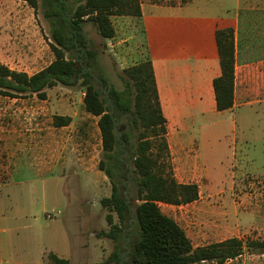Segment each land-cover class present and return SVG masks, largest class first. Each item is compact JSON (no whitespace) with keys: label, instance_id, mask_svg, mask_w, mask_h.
I'll list each match as a JSON object with an SVG mask.
<instances>
[{"label":"rangeland","instance_id":"rangeland-1","mask_svg":"<svg viewBox=\"0 0 264 264\" xmlns=\"http://www.w3.org/2000/svg\"><path fill=\"white\" fill-rule=\"evenodd\" d=\"M245 1L264 9V0ZM140 2L166 5L176 0ZM238 6L237 0H194L187 8L228 17ZM111 21L115 29L112 39L104 41L96 26L87 23L85 41L96 53L93 76L104 78L109 88L123 90L122 70L142 62L145 48L137 34V19L112 17ZM50 43L41 10L35 11L24 0H0V66L31 76L54 60ZM98 87L106 96V87L101 82ZM45 94V99L34 94L15 99L0 96V264H53L50 254L68 264L101 262L117 245L103 236L111 228L107 216L112 215L113 225L119 221L100 204L112 188L98 167L105 160L98 118L85 112L79 87L56 86ZM55 116L70 117V127H55ZM232 118L228 112L219 116L207 113L202 121L189 122L193 133L184 138L185 143L173 138L175 129L166 126L174 177L179 183L197 184L199 199L185 206L159 207L185 231L194 248L230 238L243 243L264 241V159L255 144L251 154L260 171L245 176L228 171ZM216 123L222 127L213 126ZM22 147L26 152L21 154L17 149ZM120 148V158L130 164L126 158L131 145L121 142ZM122 182L131 215L120 242L122 263H126L139 232L133 218L138 201L131 181ZM224 264H264V254L244 247L241 256Z\"/></svg>","mask_w":264,"mask_h":264},{"label":"trees","instance_id":"trees-1","mask_svg":"<svg viewBox=\"0 0 264 264\" xmlns=\"http://www.w3.org/2000/svg\"><path fill=\"white\" fill-rule=\"evenodd\" d=\"M41 10L49 26L50 50L54 60L41 71L29 76L0 66V96L11 99L37 95L45 99L46 89L56 86L83 89V107L87 114L98 118L104 161L98 167L111 184V195L100 200L102 207L115 213L119 224L111 226L104 237L113 240L116 249L103 261L92 264H224L242 255L244 247L264 254V241L230 238L208 246L194 248L185 231L160 210L159 204L185 206L199 199L197 184L179 183L170 163L163 116L152 62L146 59L122 70L123 90L107 87L104 78L93 76L96 60L94 50L86 46L84 26L92 23L105 41L115 36L112 17H141L140 0H24ZM190 0H180L185 5ZM215 40L219 55L220 76L213 80L214 100L219 112L233 106L235 47L231 29L217 30ZM82 60V64L80 63ZM106 87L107 95L98 87ZM70 117L55 116L57 128L69 126ZM117 124L125 125L117 127ZM120 131L121 133L119 134ZM135 140V142H132ZM131 145L126 160L120 158V143ZM129 174V177H127ZM135 187L138 204L133 218L138 237L126 263H122L120 242L123 226L131 217L124 197L122 181ZM53 264H68L54 254Z\"/></svg>","mask_w":264,"mask_h":264},{"label":"crops","instance_id":"crops-1","mask_svg":"<svg viewBox=\"0 0 264 264\" xmlns=\"http://www.w3.org/2000/svg\"><path fill=\"white\" fill-rule=\"evenodd\" d=\"M244 1L237 0L239 6L228 17L202 14L203 9H188L190 2L181 5L180 0L166 5L140 2L141 17H132L139 21L137 34L144 43V60L152 62L166 126L176 131L173 138L185 143L193 133L189 122L202 121L207 113H232V162L228 171H237L238 176L260 171L251 154L255 144H259V157L264 159V9ZM225 29L234 33V99L232 108L219 112L212 86L220 76L215 32ZM17 150L26 152L23 147Z\"/></svg>","mask_w":264,"mask_h":264},{"label":"water","instance_id":"water-1","mask_svg":"<svg viewBox=\"0 0 264 264\" xmlns=\"http://www.w3.org/2000/svg\"><path fill=\"white\" fill-rule=\"evenodd\" d=\"M87 70H88L89 73H91V71H92L91 67H89V66H87ZM127 166H128V170H129V174H130V172L132 171V165L131 164H127ZM129 174H128L127 177H129Z\"/></svg>","mask_w":264,"mask_h":264},{"label":"flooded vegetation","instance_id":"flooded-vegetation-1","mask_svg":"<svg viewBox=\"0 0 264 264\" xmlns=\"http://www.w3.org/2000/svg\"><path fill=\"white\" fill-rule=\"evenodd\" d=\"M80 63L82 64V61Z\"/></svg>","mask_w":264,"mask_h":264},{"label":"built area","instance_id":"built-area-1","mask_svg":"<svg viewBox=\"0 0 264 264\" xmlns=\"http://www.w3.org/2000/svg\"><path fill=\"white\" fill-rule=\"evenodd\" d=\"M49 218V217H48Z\"/></svg>","mask_w":264,"mask_h":264}]
</instances>
